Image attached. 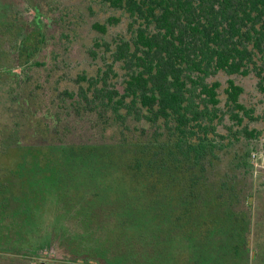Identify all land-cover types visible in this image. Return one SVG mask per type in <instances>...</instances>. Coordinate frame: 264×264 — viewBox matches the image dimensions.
Wrapping results in <instances>:
<instances>
[{
    "label": "trees",
    "instance_id": "16d2710c",
    "mask_svg": "<svg viewBox=\"0 0 264 264\" xmlns=\"http://www.w3.org/2000/svg\"><path fill=\"white\" fill-rule=\"evenodd\" d=\"M255 151L264 0H0V264H264Z\"/></svg>",
    "mask_w": 264,
    "mask_h": 264
},
{
    "label": "rangeland",
    "instance_id": "374dc122",
    "mask_svg": "<svg viewBox=\"0 0 264 264\" xmlns=\"http://www.w3.org/2000/svg\"><path fill=\"white\" fill-rule=\"evenodd\" d=\"M94 6V12L90 13L92 18H97L100 20L106 19L107 16L111 15L110 9L107 7H100L97 4ZM117 14H120L117 12ZM126 19L125 17H122V21L120 24H118L116 27L111 28V34L119 33L123 30V27L125 26ZM244 82L247 84L248 89L251 88V84L253 83V79H247L244 80ZM253 156L255 159L253 160V163L255 165V174L256 176L259 174L260 170L264 167V152H253ZM35 264V263H33Z\"/></svg>",
    "mask_w": 264,
    "mask_h": 264
}]
</instances>
